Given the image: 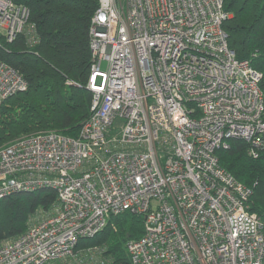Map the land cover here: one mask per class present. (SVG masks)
I'll return each mask as SVG.
<instances>
[{"label": "built area", "instance_id": "built-area-1", "mask_svg": "<svg viewBox=\"0 0 264 264\" xmlns=\"http://www.w3.org/2000/svg\"><path fill=\"white\" fill-rule=\"evenodd\" d=\"M222 0H98L89 27L90 114L0 147V199L43 189L55 205L0 243V264H52L124 212L143 219L131 264H264V213L219 166L231 141L264 149L261 73L227 44ZM29 10L0 0V47L37 43ZM106 62V71L100 65ZM72 83L67 82L66 85ZM27 89L0 62V106ZM76 264H115L81 249ZM77 260V259H75Z\"/></svg>", "mask_w": 264, "mask_h": 264}, {"label": "trees", "instance_id": "trees-1", "mask_svg": "<svg viewBox=\"0 0 264 264\" xmlns=\"http://www.w3.org/2000/svg\"><path fill=\"white\" fill-rule=\"evenodd\" d=\"M13 2L29 10L28 23L34 28L37 43L29 47L25 38L19 37L11 44H1L0 62L17 71L27 89L0 106V147L44 131L75 139L90 114L91 94L86 89L91 66L88 33L98 0ZM222 3L229 15L223 24L228 47L238 60H249L261 73L259 89L264 96V0ZM216 157L220 168L251 190L250 212L264 213V149L252 159L247 156L245 143L231 141L227 150L216 152ZM55 203L56 195L49 189L0 199V243L24 234ZM142 233V217L124 212L111 217L105 229L92 239L79 241L76 258L52 264L80 262L81 249H99L115 264H131L126 243L139 239Z\"/></svg>", "mask_w": 264, "mask_h": 264}, {"label": "rangeland", "instance_id": "rangeland-1", "mask_svg": "<svg viewBox=\"0 0 264 264\" xmlns=\"http://www.w3.org/2000/svg\"><path fill=\"white\" fill-rule=\"evenodd\" d=\"M106 67H107L106 62H102L101 65H100L101 70L102 71H106ZM32 193H34V192H32Z\"/></svg>", "mask_w": 264, "mask_h": 264}]
</instances>
